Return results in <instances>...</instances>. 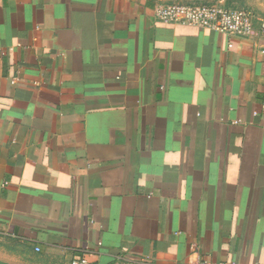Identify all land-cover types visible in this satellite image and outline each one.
I'll use <instances>...</instances> for the list:
<instances>
[{"label":"crops","instance_id":"0c3cea01","mask_svg":"<svg viewBox=\"0 0 264 264\" xmlns=\"http://www.w3.org/2000/svg\"><path fill=\"white\" fill-rule=\"evenodd\" d=\"M170 1L257 8L0 0V264H264V38Z\"/></svg>","mask_w":264,"mask_h":264},{"label":"built area","instance_id":"2783aa9c","mask_svg":"<svg viewBox=\"0 0 264 264\" xmlns=\"http://www.w3.org/2000/svg\"><path fill=\"white\" fill-rule=\"evenodd\" d=\"M163 23L195 26L215 31L229 38L251 40L257 34L264 38V16L245 8H225L217 4H165L155 12ZM231 47V44L228 45ZM70 264H88L85 258L75 257Z\"/></svg>","mask_w":264,"mask_h":264},{"label":"rangeland","instance_id":"374dc122","mask_svg":"<svg viewBox=\"0 0 264 264\" xmlns=\"http://www.w3.org/2000/svg\"><path fill=\"white\" fill-rule=\"evenodd\" d=\"M254 1H255L257 8L254 10H252V9H250V10L253 11L254 13L260 15V16H264V0H254ZM171 3L181 4V3L174 2V1ZM171 3H168V4H171Z\"/></svg>","mask_w":264,"mask_h":264}]
</instances>
